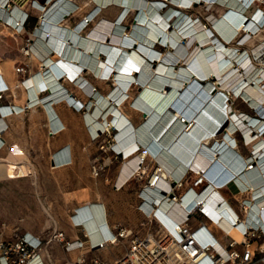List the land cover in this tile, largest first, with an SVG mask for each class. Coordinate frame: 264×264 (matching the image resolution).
I'll return each instance as SVG.
<instances>
[{"label": "bare ground", "instance_id": "obj_1", "mask_svg": "<svg viewBox=\"0 0 264 264\" xmlns=\"http://www.w3.org/2000/svg\"><path fill=\"white\" fill-rule=\"evenodd\" d=\"M96 1L98 2V6H101L102 4L108 5L109 1L120 2L122 6L125 7L122 10V13L124 12V10H127L129 6L133 4L138 5L139 8H141V12L138 17V21L136 22L137 25L134 26L136 35L138 36V38L147 41L148 44L139 39L135 41L134 37L131 36L128 32H123V26L122 24H120L119 19H117L118 21L113 28L111 41L102 39L105 32L108 31L109 21H104V25H100V27H98L99 29H95L91 34H83L81 33V27L86 24V21L89 18L85 17L80 19V21L77 22V24L79 23V25L77 26L76 24L74 27L67 25V23H61V17L65 14L67 15V12L70 11L71 8L75 6V4L71 0L58 1L48 10L46 18L42 22L41 26L38 27L39 29L37 30H39V35L37 43H52L56 47L63 46V56L65 57L62 63L63 66L59 65L56 62H52L49 68L51 69L49 75L46 76L36 74L32 76L30 78V82L27 83L29 94H31V96L28 95V97H26L25 103L28 102V105L32 107L34 105H37V103H41V101L47 100L48 98H51V100L45 101L44 104L58 101L59 98L63 96V100L65 97H68V100H70V102H75L78 104L76 98L71 97V92H66L68 91L66 90V85L57 80V76L61 73L64 74L65 70L72 71L73 73H75L74 79L76 84L78 83L82 85V87H80L82 90H80L88 93L89 95L92 94L95 96V99L92 102V104L96 106L95 110H88L85 112V118L89 123L91 132L95 133L96 129L99 130L100 128H105L107 125L111 126V121L116 124L115 127L118 133L117 140L115 141L116 148L119 150V153L124 156L123 163L121 164V182L127 180L131 174H134V172L138 168V164L140 163L139 159L141 157L143 158V156L147 152L146 149H149L154 154L158 153V155H160L161 165L157 166L156 171L150 177V181L154 180V184L147 185L146 189H144L143 192V195H145L146 198L143 204L145 210L147 212H151L152 214H154L155 212L158 219L163 220L167 224H170L181 220L186 212H189L191 210L194 196L200 200L203 198L204 208L206 209L211 200L216 197V194L218 195L219 200H223L221 205L219 206V209H222L225 216L223 218H219L220 211L214 210V214L212 215L214 222L209 224V226L214 224V226L226 224L231 227V230L229 231L230 233L232 231L236 232V235L233 238L237 241L241 240L242 235L240 228L232 225L229 221V216L234 213L233 206L228 201L226 196L217 188L222 187L221 185L223 182H227L235 186L240 185L242 188H264V161L262 164L259 161L260 163L257 162L256 164L248 166V164L245 163L246 158L242 156L240 152H238L235 148L236 139L233 137L232 133H228V135L224 137L222 142L218 139H215L214 137L213 140L215 141V144L213 145V147L208 146L209 144H211V140L209 138L198 142L201 136L214 132L218 128L216 127V120L220 119V115H216V119L213 114L215 113V111L217 114V111L221 110L219 105H221L223 102H221V104L219 105H216L212 98H209L206 101L209 96L207 93V95L205 94V99L202 98V102H204V100L206 101L204 103V106L207 107L198 109L199 105L197 106V103L201 100L200 98H196L197 95H199L198 93L200 91V89H197L198 87L196 88L197 85L195 86V88L193 86L194 89H192L187 96L180 100V103L178 104V107L176 109L171 108L169 106V103L179 93V87L182 85L184 81L183 79H187L190 73L193 74L194 77L201 79L207 78L209 76H218L220 80L219 84L221 86H234L236 87L235 91H239L241 85H243L241 84L243 75L245 73H248L252 67L250 65L251 61L249 57H245L240 55L239 53H236L234 48L230 49L229 47H223L222 43L218 41H216V43L213 42V44H217V46L212 47L210 45L203 48V44L201 43H205L207 39H210L213 36V34H210V30L205 29V26H203L202 28L200 23H195L196 20L190 19L187 14H181L180 11H177L176 9L170 8L165 13L164 17L160 11V7L163 6L162 2L164 0ZM174 1L179 2L178 4L176 3L178 7L186 8L191 7L189 3L193 0ZM217 1L222 4H228L231 7L225 14H222L220 17L213 19V23L225 39H233L235 38L236 34L239 33L242 27L245 26V22L247 20L245 19L246 16L243 14L242 10L245 9L246 6H250V3H252L253 1ZM4 5L5 0H0V6L2 7ZM93 10L94 12L92 14L94 15L95 13H97L98 7L94 8ZM250 13L251 16L253 15L252 17L254 19L260 22L263 20V14L260 8H254ZM172 15L177 16V22L175 26L176 28L170 30V28H166L167 25L165 26V24L166 20L170 18H168L167 16L172 17ZM24 16L25 14L23 10L20 7H15L7 15V19H2L8 20V22L12 27L15 28V30H19L21 28V21L22 19H24ZM254 23L255 22H249V27L247 29L250 28V30H247L248 32H250L255 27H259L257 23H255V25ZM154 38H157L163 43L170 42L174 45V51L169 53L170 58L164 57L165 59L169 60L171 58H179L181 60H185L187 66L182 68V70L177 73L162 63H160L158 66L156 64L157 67L154 68L155 70H153L154 74L150 77L148 72V60L146 61L144 58H142V56L136 49L134 51L127 52L125 48H129V46H131L133 43H136L139 49L149 57H163V54H159V52L149 44L155 40ZM195 38L198 39V42L194 46V50L189 51L188 46ZM116 41H118V43ZM136 44H134V46ZM99 50L106 51L108 60L104 61L100 57H96V53ZM263 51L264 44H262L258 49H255L256 53H261ZM233 56L238 58V63H240L242 67H245V71H241V67H235V65H228V67L225 69V66L228 64V62H230ZM85 64H88V66L93 68L94 73L98 76L99 74H104V76L109 75L110 77L111 74L115 71V68L117 69L113 80H116L115 85L118 86V88H113L108 91V94L111 97L107 96V94L96 91L95 86L88 79H86L85 76H83L82 72H78L81 66H84ZM137 70L139 71L140 75L138 80L139 82L143 83L145 87L141 92V97H139L135 102L136 104L146 110H149L150 112L149 121L139 128L137 126L136 128L135 125L132 126V124L129 123V115L126 112L122 111L119 106H116V103H114L113 101L111 102V98H115L116 100L123 99L124 93H126L125 89L129 85L131 80L135 78L134 73ZM173 73L177 75H171ZM263 75L264 70L261 71L258 77L260 78ZM207 84L208 87L210 83L207 82ZM167 85L169 87H172V91H168L167 89H165ZM45 89H48V92L41 94L40 92ZM61 89L63 90L60 91ZM24 93L27 94V88L24 89ZM46 93L50 94L40 101V97L46 95ZM244 94H246V96H250V103L254 107H257L258 110H260L262 113L264 112V83H257L256 80L255 85H247L245 87ZM195 98L197 101L191 105L192 101ZM23 105L24 104L18 106L21 107ZM221 108L223 112V105L221 106ZM227 108L228 106L226 107V113ZM185 110L186 112H188L187 114L193 116V119H191L190 122L183 118V116L186 115L184 113ZM163 112L168 113L167 118L164 119L163 122H160L161 126L159 127L158 133L156 134L154 132L156 135H153L150 132V127L156 123V120L160 118L159 114ZM2 115L5 116V111ZM227 115L228 119L230 118V123L234 125V128L239 126L241 130H243L245 136L247 138H250L249 127L245 121L241 120V115H238L237 111H234V114L230 117L229 113H227ZM1 118L2 117H0V130L4 128L3 126L5 122ZM181 120H184L186 122V126L184 128ZM195 122L196 124H193ZM251 122L255 124L257 121L252 119ZM201 124H204V126L202 127ZM257 125L259 126L260 122H258ZM160 140L162 141L160 142ZM140 142L145 144L146 149L138 153ZM259 147L260 146L258 145L255 153H259L261 156L260 160H262V158H264V154L262 155L263 152L261 151V149H259ZM257 149L259 150L257 151ZM15 150L19 152V148L17 146L15 147ZM214 151H216V154ZM58 155L59 158H57ZM67 156L70 157L69 154H67ZM55 160L57 163H60L61 161H63L64 163V149L55 155ZM244 165L246 166L243 168ZM186 166H188L190 170L194 169L199 174L205 176V178L208 179V185H206L204 187V190L201 192H195L192 189L186 191L183 190L181 198L177 200L168 198L166 194H163V192L165 191L163 188H171L172 186L170 181L172 178V173L174 174V176L180 177ZM166 169L168 171H171L172 173L168 175ZM156 173L157 176L155 177ZM244 176H246L248 181H255L258 179L259 183L256 186H253L245 180ZM156 188H162V192L157 190ZM211 188H215V190H218V193L216 191L210 192ZM149 200H152L153 203H150ZM90 207H99V209H101L100 216L102 224L107 226L108 235H103V237L98 238V240L103 238H113L114 232L107 222L103 204H90L86 207L84 206L77 208L78 211H76V215L74 216L73 220L75 222H82L84 224L83 226L85 227L84 221L87 217V219H89L90 217L87 214V209ZM86 231L88 234L89 232L87 229ZM90 238L92 239V234H90ZM93 240L94 239H92V241ZM97 241H93V243Z\"/></svg>", "mask_w": 264, "mask_h": 264}, {"label": "rangeland", "instance_id": "obj_2", "mask_svg": "<svg viewBox=\"0 0 264 264\" xmlns=\"http://www.w3.org/2000/svg\"><path fill=\"white\" fill-rule=\"evenodd\" d=\"M58 1L61 0H10L6 2L4 6H0V57L13 55L15 56L18 53V46H22L26 42V38L28 36H31L34 39V42H38L37 39L39 33H33V29L41 26L42 22L46 18L48 10L52 6H54ZM71 1L75 4V6L67 12V15L65 14L61 17V23H67V25L74 27L77 22L80 21V19L87 17L89 19L86 21V24L81 27V33L89 35L95 29H99L98 27H100V25L103 26L104 21H109L108 31L105 32L102 39L111 41L113 28L115 27V24L118 21L117 19H119L120 24H122L123 26V32H128L131 36L134 37L135 41L138 39L141 41L143 40L141 38H138L134 27L135 25H137L136 22L138 21V17L141 12V8H139L138 5L133 4L129 6L127 10H124V12L122 13V10L125 7H123L122 4L117 1H109L108 5L102 4L101 6H98V2L96 0ZM176 3L178 4L179 2L174 0H164L162 2L163 6L160 7L161 14L165 17V13L170 8H172L176 9L177 11H180L181 14L184 13L192 18L195 17V19L193 18L194 20H196L195 23H200L202 28L203 26H205L204 28L209 29L210 34H213V36L210 39H207L205 43H201L203 44V48L210 45L212 47L217 46V44H213V42L216 43V41H218L222 43L223 47H229L230 49L234 48L236 53H239L240 55L245 57L248 56L251 61L250 65L252 67L248 73H245L243 75V78L241 79V84L243 85L240 84L241 90L239 89V91H235L236 87L234 86H221L219 84L220 80L218 76H209L207 78L201 79L194 77L193 74L190 73L187 79H183L184 81L179 87V93L169 103V106L173 109H176L178 107V104L180 103V100L187 96L189 92L195 88L196 85V88L198 87L197 89H200L198 93L199 95H197L196 98H200L201 100L197 103V106L199 105L198 109L207 107L204 106V103L209 98H212L216 105H219L221 104V102H223L221 105H219L221 110L217 111V114L216 111L213 114L215 118L217 117L216 115H220L219 120L217 118V120L214 118L217 121L216 127H218L214 131L215 133L211 132L209 134L201 136L199 139L200 141L198 140V142L209 138L211 140V144H209L208 146L213 147V145L215 144V141L213 140L214 137L215 139H218L222 142L224 137L227 136L228 133H232L233 137L236 139L235 148L238 152H240L242 156L246 158L245 163H247L250 161V155L252 154V151H254L258 147V145H261V140H264V112L262 113L260 110H258L257 107H254L250 103V96H246V94H244L245 87L247 85H255L256 80L257 83H264V75L260 78L258 77L261 71L264 70V51L261 53L255 52V49H258L259 47H261L262 44H264V25L255 27L250 32L247 31L250 30V28L247 29V26H243L239 33L236 34L235 38L227 40L217 30L215 24L213 23V19H216L222 14H225L230 9V5L222 4L217 0H193L189 3L191 7L181 8L178 7ZM15 7H20L23 10L24 14H27V18L24 21L23 26L19 30H15V28L11 26L8 20H6L7 15ZM96 7H98V11L97 13H95L96 15L94 14V16L92 13L94 12L93 9ZM254 8L264 9V4L260 0H254L252 3H250L249 7H245V9L242 10L243 14L246 17H251L250 12ZM167 17L170 18L166 20L165 26L167 25L166 28H170V30H173L174 28H176L175 26L177 22V16L172 15V17ZM78 25L79 23L77 24V26ZM154 39L155 40L152 41L153 43L151 42L149 44L154 47L159 52V54H163V57H149L147 54H145L139 49L136 43H133L131 46H129V48H125L127 52L134 51L136 49L142 56V58H144L146 61L148 60V72L150 77L154 74V68H156L160 63L166 65L177 73L181 71L182 68L187 66L185 60H181L179 58H171L169 60L165 59L164 57L170 58L169 53L174 51V45L170 42L163 43L157 38ZM116 42L118 43V41ZM143 42L147 43V41L144 40ZM197 42V38H195L191 42V44L188 46L189 51L194 50V46L197 44ZM134 44L136 45L134 46ZM96 57H100L104 61L108 60V55L104 50H99L96 53ZM237 59V57L233 56L231 58L232 61L230 60V62H228V64L225 66V69L228 67V65H235V67H241V71H245V67H242L241 64L238 63ZM15 66L16 63L12 64L10 68L13 70V67ZM116 70L117 69L115 68V71L111 74L110 77L109 75L104 76V74H99L98 76L94 73L93 68L88 66V64H85L84 66H81L78 72H82L83 76L93 79L94 82H96L98 89L102 92H106L108 89L118 88V86L115 85L116 80H113ZM171 75L176 76L177 74L173 73ZM134 76L136 79L133 78L129 83L130 86L128 85L126 87V93H124L123 99L116 100L115 98H111V102L113 101L114 103H116V106H119L122 111L126 112L129 115V123H131L132 126L135 125V127L137 126L139 128L140 126L144 125L149 121L150 112L149 110L144 109L135 102L139 97H141L140 95L145 85L139 82L138 80L140 76L138 70L135 71ZM69 77L70 76L68 75L65 76L66 79L65 81H63L67 87V90L71 92L73 91L78 95L82 94L83 91H81L82 89L80 88L79 84H76L75 80H71ZM97 77L104 78L106 82L98 81ZM207 82L210 83L208 87ZM171 88L172 87H169L168 85L165 87V89H167L168 91H172ZM108 93L109 92H106L105 94L111 97ZM207 93L209 95L208 98L206 99V101L204 100V102H202V98L205 99ZM196 98L194 99L195 101H192L191 105L197 101ZM89 99L92 100L93 98L89 97ZM222 105L224 113L222 112ZM227 106V113H229V117L234 114V111H237L238 115H241V120L245 121L249 127L250 138H247L245 136L243 130H241L239 126L234 128V125L230 123V118L228 119V115L226 113ZM95 108L96 106H93V104H91L88 110L94 111ZM184 113L186 115L184 114L185 116H183V118L190 122L191 119H193V116L187 114L188 112H186V110L184 111ZM167 114V112L159 114L160 118L157 119L156 123L150 127L151 134L156 135L158 133L159 127L161 126L160 122H163V120L167 118ZM252 119L256 120L257 122L255 124L252 123ZM82 122L84 123L83 125ZM181 122L184 128L186 126V122L184 120H181ZM258 122H260V127L257 125ZM193 124H196V122ZM115 125L116 124L111 121V126L107 125L105 128H101L102 132H100L99 136L92 139L89 127L86 125V118L81 114L79 122H75L71 125V132L75 139V143L78 149L76 152V160L74 161V166L70 168H64L63 172H57L55 175L58 177L57 180L61 181L64 192L70 190L71 188H84V203L80 204L77 208L84 206L86 207L90 204H102L101 202H105L108 207V213L110 212L113 217H117L119 222H121L123 225L126 224L129 227H132L134 233H144L149 228L156 227V225H158V221L156 217H154L155 212L154 214L147 211L145 213L141 209H139L138 206L141 202L139 193L141 190L144 189L143 187H145V184L146 186L149 185L148 179L150 175L157 168V166L161 165L160 155H158V153L154 154L149 149H146L145 144L140 142L138 153L142 152L145 149L147 151L143 158L141 157L139 159V162L143 159V163H139L137 168L138 171L136 170L137 172L135 171L134 174H131L128 177L125 187H122V185H116L114 179L119 173L121 164L124 160V156L116 155L111 148L112 146L116 148L115 141L117 140L118 133L116 131ZM203 126L204 124L202 125V127ZM161 141L162 140H160V142ZM15 147L16 146H12L9 150V161L11 163H14L15 160L21 161L23 159H27V156L24 154V152H22L21 149H19V152H17L15 150ZM214 152L216 154V151ZM67 154H70L68 146L64 148V162L68 161L69 159ZM57 158H59V155L57 156ZM94 166L98 167L97 174L93 170ZM245 166L246 165H244L243 168ZM166 171L168 175L172 173L167 169ZM11 175L12 174L8 173L7 178H10ZM202 177V182L195 184V181L199 180ZM244 178L249 184L253 186H256L259 183L258 179L255 181H248L246 176H244ZM171 179L181 180L182 184L176 188H204L206 185H208V179H206L205 176L199 174L194 169L190 170L188 166H186V168L183 170V173L180 177H176L172 173ZM0 185H3L2 181H0ZM221 186L222 192L228 198V201L231 202V204H233L234 206H236L235 191L237 188L242 187L240 185L235 186L227 182H223ZM44 187L51 189L55 188L54 191H56V188H59V186L56 185V178L54 177L47 178V183ZM20 189L26 190V188H0V196L3 197V213L0 214V240L11 239L15 236V234L25 230L27 227L38 228L42 230L43 234L46 235V233H48L55 226V224L52 222L48 214L44 211L38 200L34 199L32 194H29L27 192L19 194L18 191ZM67 196H70V194L63 193V231L69 224L70 215H72V219L76 215V212H74L73 207H71V204H66L64 201V198L66 199ZM19 206L21 207V209L19 208ZM100 210L101 209H99V207L88 208L87 214L90 217L89 219H87V217L84 221L85 228L90 234H92V239H94L93 241H97L98 238L103 237V235H108L107 226L102 224ZM76 211H78V209ZM196 219H200V216L198 214L195 218L191 217L189 219V224L192 226L196 225ZM30 220H32L31 223L33 224L27 225ZM40 220L42 222L46 221V223H38ZM222 229L224 231L225 229L229 230L225 226H223ZM127 244L128 239L122 238L116 243H109L106 247L100 248L99 250L95 251L94 255L106 259L114 258L120 254L119 250L125 249V246H127Z\"/></svg>", "mask_w": 264, "mask_h": 264}, {"label": "built area", "instance_id": "obj_3", "mask_svg": "<svg viewBox=\"0 0 264 264\" xmlns=\"http://www.w3.org/2000/svg\"><path fill=\"white\" fill-rule=\"evenodd\" d=\"M8 1L10 0H5V3ZM260 1L264 4V0ZM260 10L263 14V20L260 22L254 19L252 15L251 17H246L245 26L249 27L250 21L257 23L258 26L264 25V9L260 8ZM26 18L27 14H25L24 19L21 21V27ZM189 18L193 19L195 17ZM33 40L31 36H28L26 42L21 46V52L24 56H31L34 53ZM54 51L57 52L56 49ZM28 70L29 64L27 62H21L15 66V71L20 74H26ZM46 70L44 69V72ZM67 75L64 74V76ZM74 77L70 76L69 78L75 80ZM25 78H22L21 82ZM79 86L82 87L81 84ZM7 89L8 86L6 84L0 85V115L4 114V111L6 116L30 107L28 102L21 107H17L9 102L3 103L2 99ZM45 92H48V89L42 90L41 93ZM66 92L70 93V91ZM49 94L46 93V95L40 97V101ZM70 95L72 98H76L72 94ZM61 98L63 99V96L59 99ZM47 100H51V98ZM47 100L41 101V103ZM64 100L72 105H77L83 110V113L89 109L86 108L87 103L80 102L78 98H76L78 104L70 102L68 97H65ZM100 132H102L101 128L99 130L96 129L95 133L91 134L92 139L99 136ZM260 144L259 149H261L263 155L264 140ZM111 148L116 155L123 156L119 153L118 149L113 146ZM255 151L256 149L250 155V161L247 162L248 166L256 164L259 161L262 164L264 161V158L260 160V154H256ZM140 163H143V159ZM93 170L96 174L98 173L97 166H94ZM155 171L156 169L152 174ZM156 176L157 173L155 174ZM149 179L148 184L153 185L154 180L150 181ZM202 180L203 177L195 181V184L202 182ZM170 183L171 188H163L165 190L163 194H166L170 199H180L183 190L192 189L195 192L204 190V188H176L182 184L181 180L178 179H171ZM144 189L139 193L141 202L138 207L146 213L143 206L146 199L145 195H143ZM156 189L162 192V188ZM217 189L222 190V188ZM213 191L218 193V190L211 188L210 192ZM235 192L236 206L232 204L234 213L229 216V221L232 225L240 228L241 240H235L220 227L215 226L210 228L209 224L214 222L212 216L214 210L220 211L219 218L225 216L222 209H219L223 200H219L218 195L215 194L216 197L211 200L206 209L204 208L203 198L200 200L194 196L191 210L186 212L181 220L167 224L163 220L158 219L155 214L153 216L156 217L158 225L154 228H149L144 233H134L132 228L116 225L112 228L114 232L113 238H103L89 244V250H92L94 248H104L109 243H116L122 238H127L128 244L126 249L113 259L90 255L86 251L72 264H264V188H237ZM149 202L153 203L152 200ZM197 214L200 216V219H196V225H190L189 219L191 217L195 218ZM217 230L227 237L226 242L222 241V238L216 233ZM53 240L63 242L66 250L75 244V241L66 240L64 232L57 229L44 236H34L24 231L15 234L11 239H1L0 264H45L42 251ZM77 242V246H82L83 241Z\"/></svg>", "mask_w": 264, "mask_h": 264}, {"label": "crops", "instance_id": "obj_4", "mask_svg": "<svg viewBox=\"0 0 264 264\" xmlns=\"http://www.w3.org/2000/svg\"><path fill=\"white\" fill-rule=\"evenodd\" d=\"M37 29L39 28H34L33 33L39 32ZM33 46L36 52L34 51L31 55L32 58L31 56L21 55V46H18V53L15 56L0 57V85L6 84L8 86V89L5 91V96L2 99L3 103L9 102L17 107H20L18 105L25 104L26 97H28V95L31 96L27 87V83L31 80L30 78L36 74L49 75L51 72V69L49 68L52 62H56L63 66V59H65L63 56V46L56 47L52 43L43 44L40 42H34ZM54 49L59 53L55 52ZM58 58L60 60L57 61ZM21 62H27L29 64V70L26 74L16 72L15 67H13V70L10 68L12 64L16 63V65H19ZM44 69H47L46 72H44ZM66 71L67 70H65L64 74L75 76V73L72 71L68 70V73ZM64 74L61 73L57 76V80L62 84H64L63 81H65ZM22 78L25 79L21 82ZM86 79H88L95 86V90L100 93L105 94L110 90L108 89L106 92H102L98 89L97 84L93 79L88 77H86ZM97 80L106 82L105 79L101 77H97ZM26 88L27 94L24 93V89ZM70 94L78 98L80 102H83L84 104L87 103L86 108H89L95 99L94 95H89L84 91L80 95L73 91ZM90 96L93 98L92 100L89 99ZM48 104L37 103V105L19 111L18 113L9 114L8 116H0L2 117L1 119L5 121L4 128L0 130V177H2L0 181L3 182V185H0V188H26V190L20 189L18 193L27 192L32 194L34 199L38 200L44 211L55 224V226L48 232L50 233L55 229L63 231V193L70 194L66 199L64 198V201L66 204H71L74 212H76V208L80 204L84 203V188H71L64 192L61 181L57 180L58 177L55 174L57 172H63L64 168L74 166L78 149L71 132V125L75 122H79L81 114L85 117V113H83V110L77 105L73 106L62 98L58 101L49 102ZM86 125L89 127L87 121ZM90 134H93L91 130ZM12 146H17L21 149L27 156V159L21 161L15 160L14 163H11L8 157L10 156L9 150ZM67 146L69 147L70 153L69 160L64 163L63 161L57 163L55 155ZM8 173L12 174L10 178H7ZM121 175L122 172L120 168L119 174L115 177L114 182L116 185L121 184L122 187H125L127 180L121 182ZM50 177L56 178V185L59 186V188H56V191H54L55 188L51 189L44 187L46 186L47 178ZM2 198L3 197L0 196V214L3 213ZM101 203L104 205L105 216L107 217V222L111 228H114L116 225L132 228L119 222L117 217H113L110 212L108 213L106 203ZM19 208L21 209L20 206ZM69 219V224L63 232L66 240L75 241V244L70 249L66 250L63 242L57 240L51 241L42 251L45 264H72L82 253L87 251L88 254L94 255V252L100 249L94 248L89 250V244L93 243V241L90 238V234H87L86 229H84V224L82 222H75L72 219V215H70ZM31 221L32 220H30L27 225H32L33 223H31ZM38 223L44 224L46 221L42 222L40 220ZM223 226L229 229H225V232L230 233L229 231L231 230V227L226 224L218 225L216 227L222 228ZM213 227L215 226L210 225V228ZM24 231H27L34 236L45 235L42 233V230L35 227H27L21 232ZM232 232L230 235L234 237L236 232ZM216 233L222 238L223 242L227 241V237H225L219 230H217ZM77 241H83L82 246H77ZM126 247L127 246H125V249ZM124 250H119L120 254Z\"/></svg>", "mask_w": 264, "mask_h": 264}]
</instances>
